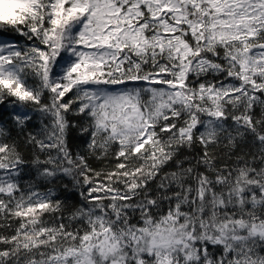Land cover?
Instances as JSON below:
<instances>
[{
  "label": "snow or ice",
  "instance_id": "obj_1",
  "mask_svg": "<svg viewBox=\"0 0 264 264\" xmlns=\"http://www.w3.org/2000/svg\"><path fill=\"white\" fill-rule=\"evenodd\" d=\"M0 106V264H264V0H0Z\"/></svg>",
  "mask_w": 264,
  "mask_h": 264
},
{
  "label": "trees",
  "instance_id": "obj_2",
  "mask_svg": "<svg viewBox=\"0 0 264 264\" xmlns=\"http://www.w3.org/2000/svg\"><path fill=\"white\" fill-rule=\"evenodd\" d=\"M2 111H3V106H0V112H2ZM70 119L76 120L78 118L70 116ZM37 127H39V125L35 121L28 125L29 130H33ZM12 135L16 136L15 130H13ZM86 142H87V137L81 136L78 129H74L71 131L70 136H69V143H70V146L73 147V150H76L77 148L82 149L84 147V145L86 144ZM22 150L24 151L26 158H31L32 150L30 149V147L22 145ZM90 163H92L94 168L99 169L101 167H104V165L108 162L97 161V160L93 159V160H90ZM63 183L68 184L69 188H71V183H70L68 178H63ZM59 191H60L61 198H63L65 193L63 191L62 185L60 186ZM68 202L78 204V203H80V198L75 193H72L69 196Z\"/></svg>",
  "mask_w": 264,
  "mask_h": 264
}]
</instances>
